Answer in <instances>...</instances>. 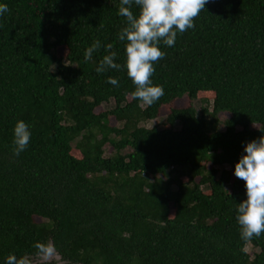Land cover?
I'll return each instance as SVG.
<instances>
[{"label": "trees", "instance_id": "trees-1", "mask_svg": "<svg viewBox=\"0 0 264 264\" xmlns=\"http://www.w3.org/2000/svg\"><path fill=\"white\" fill-rule=\"evenodd\" d=\"M0 4V264L49 241L60 264H264V235L241 239L247 196L234 176L264 135V0H210L194 30L161 43L151 79L165 94L151 106L132 98L123 68L96 72L108 44L125 63L120 0ZM163 108L162 128L142 125ZM21 120L31 142L15 156Z\"/></svg>", "mask_w": 264, "mask_h": 264}, {"label": "clouds", "instance_id": "clouds-1", "mask_svg": "<svg viewBox=\"0 0 264 264\" xmlns=\"http://www.w3.org/2000/svg\"><path fill=\"white\" fill-rule=\"evenodd\" d=\"M210 0H120L118 15L125 18L126 26L118 33V40L125 42V63H116L117 53L113 45L105 47V54L96 68L98 74L107 70H126L128 78L135 86L131 93L133 99L151 106L164 96L162 86L154 85L151 77L155 73L154 65L164 59L165 53L159 45H175L177 35L189 29H195V19ZM138 8L134 14L132 7ZM8 12L6 4H0V16ZM101 48L99 40L93 41L84 52V61L92 60L93 54ZM107 83L119 86L116 78L109 77ZM31 142L29 126L18 121L13 129V155L19 156ZM246 155H242L235 164L234 176L245 182L246 196L237 206V222L240 236L244 241L264 235V135L244 146ZM35 258L24 254L17 257L9 254L5 264H52L59 257L55 244L37 242ZM67 264V262H65Z\"/></svg>", "mask_w": 264, "mask_h": 264}, {"label": "rangeland", "instance_id": "rangeland-1", "mask_svg": "<svg viewBox=\"0 0 264 264\" xmlns=\"http://www.w3.org/2000/svg\"><path fill=\"white\" fill-rule=\"evenodd\" d=\"M188 100L186 98H183L182 100L177 101V103L175 104L176 108H180V107H186L188 106ZM195 108L198 110L202 105L199 103V101H195L194 103ZM113 101H110L106 104H103L99 109L96 110V113H101V112H105V111H109L111 108H113ZM167 115V109H161V111L158 114V118L152 121H148L143 123L142 125L147 127V128H151L153 126L162 128L164 121H165V117ZM226 114H220L218 115L217 119H218V124H217V130L218 131H223L224 130V125H223V121L226 119ZM110 123L111 125H116L115 121L113 119L110 118ZM165 126V125H164ZM74 156L79 157V154L74 151L73 152ZM113 154V150L109 145H105L104 147V156L108 157L110 155ZM183 180V179H182ZM37 222H42L40 219H36ZM246 252L249 254L252 253H256L257 249L251 247L250 245H247L245 248ZM34 263H41L38 259L34 260ZM52 264H60L59 262V257L56 261L52 262Z\"/></svg>", "mask_w": 264, "mask_h": 264}]
</instances>
